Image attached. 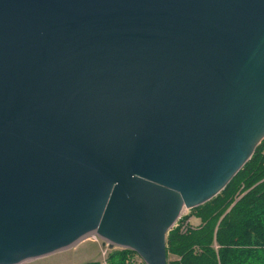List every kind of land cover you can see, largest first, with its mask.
Returning a JSON list of instances; mask_svg holds the SVG:
<instances>
[{
  "label": "water",
  "instance_id": "water-1",
  "mask_svg": "<svg viewBox=\"0 0 264 264\" xmlns=\"http://www.w3.org/2000/svg\"><path fill=\"white\" fill-rule=\"evenodd\" d=\"M263 139L264 0H0V264H167Z\"/></svg>",
  "mask_w": 264,
  "mask_h": 264
},
{
  "label": "trees",
  "instance_id": "trees-1",
  "mask_svg": "<svg viewBox=\"0 0 264 264\" xmlns=\"http://www.w3.org/2000/svg\"><path fill=\"white\" fill-rule=\"evenodd\" d=\"M263 151L264 139L216 197L190 210L200 221L197 226L187 224L185 231L174 226L168 232L166 258L176 259L167 264H264ZM135 255L126 249L110 251L105 264H130Z\"/></svg>",
  "mask_w": 264,
  "mask_h": 264
},
{
  "label": "rangeland",
  "instance_id": "rangeland-1",
  "mask_svg": "<svg viewBox=\"0 0 264 264\" xmlns=\"http://www.w3.org/2000/svg\"><path fill=\"white\" fill-rule=\"evenodd\" d=\"M186 216H188V218L186 221L182 222V219ZM180 218L181 220L176 223L175 227H180V225L185 222H187L188 226H197L200 222L198 219L191 217L190 210H183ZM106 245L107 244H103L101 240L94 241L90 237L69 249L46 257L27 261L22 264H85L88 262H98L101 264L103 261V253H106L109 250L107 252L109 254L110 251L119 250V248H113L110 250ZM175 259L174 256L169 255L167 257V263L172 262Z\"/></svg>",
  "mask_w": 264,
  "mask_h": 264
},
{
  "label": "built area",
  "instance_id": "built-area-1",
  "mask_svg": "<svg viewBox=\"0 0 264 264\" xmlns=\"http://www.w3.org/2000/svg\"><path fill=\"white\" fill-rule=\"evenodd\" d=\"M263 154H264V151H263ZM182 214V213H181ZM180 217H181V215H180ZM180 217H179V219H180ZM178 219V220H179ZM177 220V221H178ZM176 225V224H175ZM186 226H187V222H185V223H183V224H181L180 225V231H185L186 230ZM91 239L92 240H94V241H98V240H100L99 238H96V237H91ZM107 246V248H108V245H106ZM109 251V250H108ZM107 251V252H108ZM103 253V261L101 262V264H105V260H106V258H107V254L108 253ZM129 263L130 264H145L141 259H140V257L139 256H137V255H135V256H133V257H131L130 259H129Z\"/></svg>",
  "mask_w": 264,
  "mask_h": 264
}]
</instances>
